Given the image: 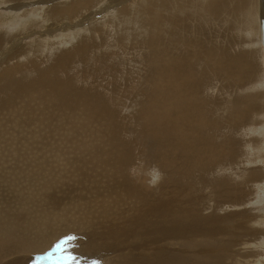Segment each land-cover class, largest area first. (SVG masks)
<instances>
[{
  "label": "rangeland",
  "instance_id": "1",
  "mask_svg": "<svg viewBox=\"0 0 264 264\" xmlns=\"http://www.w3.org/2000/svg\"><path fill=\"white\" fill-rule=\"evenodd\" d=\"M156 1L0 0V219L19 225L24 223L27 217L38 212L43 215L46 212L58 214L61 218L63 214L70 217L64 222L65 225L50 227V230L61 234L63 231L61 232L60 228L72 221L71 215L76 211L80 212L82 222L89 223L83 231H69L75 241L72 251L68 248V242L73 241L64 240L68 239L65 236L59 240L51 239L49 242L52 244L49 243V247L41 251L29 252L31 250L26 249L27 245L30 246L27 238L19 234L12 237H9L8 233L0 235V241L4 236L13 241L7 242L8 248L0 246V249H11L10 253L0 250V264H14L13 262L25 258L33 259V264H79L89 255V251L90 255L94 254L92 251L100 252L102 244L113 243L114 238L111 237L117 234L116 231L119 232L122 224L137 221L134 216L140 213L139 206L131 207V202L136 201L119 198L125 189L130 192V198L137 192L149 195L148 199L150 197L156 200L159 194L175 192L177 188L180 191L179 187L186 191L187 187L193 185L189 198L194 200L199 214L222 213L220 210L210 209L212 204L208 201L210 198L207 186L210 179L219 176V168L223 164L213 162L201 147L198 148L199 155L196 153L194 159L193 149L183 143L185 140L176 136L175 132L170 134L174 123L171 126L163 123L161 109L159 126L166 132V136L160 140L152 137L149 129H144L143 110L145 105L147 106L144 103L152 100L155 87L153 77L156 74L154 59L156 55L161 54L160 43L156 40L159 37V27L154 23V13L147 11L149 5L155 7ZM256 2L258 10H261L262 0ZM194 8L196 7L188 10L184 17H193L196 10ZM255 16L254 21L259 22L261 15ZM188 20V27L185 26L186 34L195 36V23L192 19ZM211 22L214 25H209ZM209 24L201 27L202 34L199 39L203 45H207L208 41L213 45L217 41L215 45L222 44L224 50L227 48V51L232 53L244 52L245 56L251 58L253 68L256 74L258 73L257 79L255 74L252 87L257 89L256 93L262 95L258 103L260 105L256 107L258 111L250 113L244 120L235 119L234 116V123L228 119L229 102L245 94L246 88L240 85L241 78H238V82L237 78L235 81L232 79V83L226 80L225 76L222 80L208 74L203 88L189 83L180 88V96L184 103L187 101L192 105H196L198 99H205L207 105L200 106L201 111L199 110L202 114V125H207L208 121L217 117L221 119L218 131L211 133L213 140L220 145L224 140L238 144V158L233 164L224 161V172L232 170L242 173L244 167L261 169L264 172V45L261 47V30L258 35H253L252 31L245 32L238 25L224 22L215 27L217 23L211 19ZM166 31H169L167 33L170 36L163 34V41L161 40V44L164 43L162 52L166 57L173 58L183 49L184 53H190L192 47L189 46L188 49L186 46L189 37L181 35L178 38L179 43L173 44L171 40L176 34L175 25L168 24ZM216 39L222 43L217 44L219 41ZM180 43H184L183 47H180ZM188 59L182 68V74L185 75H175L179 81L187 75L191 80L194 78V64L191 57ZM195 64H199L198 70L204 67L201 61ZM178 86L176 83L170 86L166 99L173 98ZM154 102L159 104L157 100ZM95 111L99 114L95 115ZM183 111V116H187L186 108ZM164 116L167 119L166 113ZM236 123L239 124L234 125ZM184 130L181 133H184ZM207 133V128H204V133H196L197 140L205 144ZM161 141L164 142L163 146ZM170 144H175L178 149L173 145V148L169 147ZM164 146L167 148L164 149ZM155 148L160 150L161 155L160 152L156 153ZM169 154H173V162ZM256 157L260 158V161L253 165L251 160H256ZM192 158L197 160L193 161ZM201 159L203 162H200ZM161 160H164L165 164ZM114 161L116 165L112 166ZM205 162L207 168L204 171L197 170L194 176L193 167L196 171L197 167ZM157 171L161 174L172 172L173 179L162 184L153 179V173ZM34 177L37 178L33 180ZM123 182L129 185L123 187ZM250 186L252 188L254 184ZM262 191L256 196L261 197L260 200L254 199L256 204H259V201L263 203L258 207L264 206ZM30 193L36 196L34 213H30L31 215V211H26L20 205ZM106 193H109L110 201L115 207L108 209L111 217L104 223L103 219L94 213L102 211L100 205L104 206L103 196ZM171 196L176 197L178 201L185 197L181 192L179 197L175 193ZM188 206L189 204H180L175 207L186 209ZM85 209H88L87 213L83 211ZM154 218L148 217L152 222L160 221ZM200 226L203 227L199 224L198 230L202 232L203 228ZM101 233H105L103 238L109 242H98L99 249L97 246H92L94 249L87 246L91 247L89 250L84 246L86 236L89 235L97 241ZM14 239H24L25 242L20 240L24 247L14 246V243H17ZM122 240L125 244L118 248L121 250L115 254L111 252L113 255L110 257L118 259L116 256L122 253L133 258L135 253L134 257L142 251L130 241H139L136 235H129L125 239L129 242L123 238ZM236 244L238 246L235 247L239 248L240 243ZM153 246L169 254L181 255L180 253L186 252L180 243L169 238L157 245L145 239V253L153 251ZM17 249H20V252ZM202 249L196 251L203 252ZM94 257L100 259L87 257L85 263L108 262L103 257Z\"/></svg>",
  "mask_w": 264,
  "mask_h": 264
},
{
  "label": "bare ground",
  "instance_id": "2",
  "mask_svg": "<svg viewBox=\"0 0 264 264\" xmlns=\"http://www.w3.org/2000/svg\"><path fill=\"white\" fill-rule=\"evenodd\" d=\"M154 5L155 7H153V5H149L147 7V11L154 13L155 15L154 23L157 24V26L159 27L158 28L159 34H157L159 35V37L156 38V40L158 39L160 43L161 50L159 52L161 54L156 55V57L154 55L155 57L154 63L156 64L155 67L156 74L153 77V83L155 87H154V92L152 93L151 102L149 101V103L148 102L144 103V105L147 104V106L145 105V109L143 110L144 120L142 121L145 122L144 129L145 128L149 129V131L152 133L151 136L154 138L160 139L166 136V132L161 130L159 126L158 117H159V110L161 109L163 114V123L170 126L174 123V129L172 132H170V134L175 132L176 136L180 137V139L183 138L185 140V142L183 143H185V145L193 149V156L195 155L193 157L194 159L196 158V153L199 155L198 148L201 147L202 151L205 152L207 155H209V158L213 160V162L215 163L220 162V165L223 164L219 168L220 169L219 176H215L212 179H210L207 186L209 190V198H210V200L208 201L212 204V206H210V209L220 210L222 211V213L220 212L219 214V212L218 213L212 212L208 215L199 214L198 210L195 207L194 200L189 198V196H191L192 194L193 185L187 187L186 191L182 190L179 187L180 191H178L177 188L175 189V192L173 191L166 192L165 195L159 194V197L156 198V200H152L150 197L148 199L147 196L149 195L147 194L143 195L142 193H137V192H135L134 194L132 193L134 196L132 195V198H130L131 195L129 194L130 192L125 191L126 189L122 192V190L124 189L123 188L120 191L122 193H120L119 198L121 199L124 198L126 200H133V201L135 200L137 203L131 202L132 208H137L139 206V210L138 209L137 210L140 213L134 216L137 217V221H132L131 223L127 222L124 225L122 224L120 227L122 235L120 230L119 232L116 231L117 234L111 237L114 238L112 239L113 243H110L109 241H105V239L103 238L105 233H101L100 238L97 239V241L95 240V238L91 239L89 235L86 236L84 240L86 245L84 246H86V248L89 249L92 246L98 247L99 246L98 242H104V241L109 242L108 245L106 243L105 244L100 243L102 244L101 247L99 246L100 249H102L100 252L99 250L97 251L96 249H95L96 251H92L94 252V254L92 253L94 256L103 257V259H107L108 262L106 264H264V206L258 207L259 204L263 205V203L259 201V204H256L254 202L255 198L258 199L261 198L256 196H259V194H261L262 187L264 184V172L261 169H254V168L247 169L246 167H244V169L242 168L243 169L242 173H235L232 172V170L231 172H224V161L232 163L237 160L238 156H236V152L238 153L237 150L238 144L232 142L231 140H224L223 143L220 145L213 140L211 133L218 131L217 127L219 125V121L221 120L218 117L213 119L212 121H208L207 125H202L201 123L202 114L199 113V110H200V106L207 105L205 99L202 100L198 99L196 100V105H192L190 103H187V101L186 103H184L181 98L182 96H180L181 93L180 88L187 86L189 83H191L193 86L197 88H203L206 85V79L208 74L209 76H214L222 80H224V76H225V79L230 82H232V79L235 81L236 78H237L236 82H238V80H240L238 78H241L242 81L240 85L242 86L244 85V87L246 88V90L244 91L245 94L242 96H237V98H235L232 102H229L228 104L229 106L227 107H229L230 116L228 117V119L230 120V122L234 123L235 121L233 118L234 116H236L235 119L244 120L250 113L254 111H258L256 110V107L260 105L258 103H260L259 100L261 99L262 95H260V93H256L258 92L257 89L255 87H252V85L255 82L256 71L253 68V63L251 58L245 56L243 54L244 52L232 53L230 51H227V48L224 50V46L221 44L222 42L220 43V40L218 39H216L219 41L217 44L220 43L221 45H215V43L217 42L216 41L213 44L215 46H213L212 44L209 43V41L207 45H203V43H201L199 38L200 35L202 34L201 27L203 25H208L209 20L211 19L212 21L217 23L215 27H219L220 25L224 24V22H226L233 26L238 25L241 29L245 30V32L250 30L252 31L253 35H256V33L258 35L261 30L260 33V36L262 38L261 43H263L261 44L262 45L261 47H263L264 32H262L261 21L264 19V10H263L264 2L262 0L263 6L261 7V10H258V3L256 2V0H200V2H198V0H157L156 4ZM193 7H196L194 8L196 10L193 14V17L189 16L185 18L184 15L186 14V12L192 9ZM173 10L175 11L173 12ZM255 14L261 15L259 22L254 21L253 16H255ZM188 19H192L195 23V25L193 26V33H196L195 36H190L186 34L187 32L185 26L188 27V24L186 23L189 21ZM168 24L175 25V30H176V34L173 35L172 38L173 40H171V43L173 44L179 43L178 38L181 35H182L181 37L183 36H186V38L189 37V42L186 46L188 47V49L189 46L192 47L190 48V53H184L185 49H183L180 51L181 53L179 55H176L173 58L171 57L168 58L166 57V55H164V52H162L164 51L163 49L164 45L162 46V44L164 43L161 44V40L163 34L169 32L166 31V29H168ZM209 25H214V24H212L211 22ZM170 28L172 29V27ZM215 31L216 29H214V32ZM168 34L169 33H167V35ZM158 41H156V43ZM183 44L184 43H182L181 45L180 43L179 44L180 47H183ZM189 57L192 58V62L194 64L193 68H195L193 74L194 78L191 80L190 76H188L186 73L187 76L181 81H179L178 78L175 77V75L176 73L182 74L183 71L182 68L185 67L186 61ZM198 61H201L204 65V67L201 70H198L197 68L199 64L197 66L195 64ZM191 69L192 68L190 67L189 70ZM257 75L258 73L256 74V79L258 77ZM36 81L40 83V81L38 80ZM173 83L178 84L179 88L175 89L176 91L174 93L173 98L166 99L170 91V86ZM207 94L209 93H206V95ZM154 100H157L159 104L155 103ZM86 107L89 108L88 106ZM184 108H186L187 116H183ZM208 108L206 109L207 114H208ZM95 112H96L94 113L95 115H97V113L99 114L98 111ZM165 113L167 119H165L164 116ZM238 124L239 123H236L234 125H238ZM204 128L209 129V133L205 135V144H202L200 141L197 140L196 133H200V132L204 133ZM212 128H216V129H212ZM182 130H184L185 132L181 133ZM160 143L163 146L164 142L161 141ZM172 145L173 144H170L169 147H172ZM174 147L176 148L177 146ZM166 148L167 146H164V149ZM155 149H156V153L160 152V150H158L157 148ZM168 156L171 162H173L174 161L173 154L172 155L169 154ZM119 160L117 162H119ZM257 161H260V158L256 157V160L254 161L251 160L253 165L257 164ZM161 162L165 164L164 160L163 161L161 160ZM200 162H203V159H201ZM114 165H116V161L112 163V166ZM206 168H207V163L205 162L204 164H200L199 167H197L196 171H194L195 167H193L192 171L194 173L192 172V174H194L195 176L197 170L204 171ZM10 177H12V175ZM36 178L34 177L32 179L35 180ZM153 179L158 182L161 183L163 182L166 184L167 182L173 179V173L172 172L169 173L166 171V173L161 174V172L157 171L153 173ZM34 183H36V181ZM250 184H254V186L251 188ZM127 185L129 184L124 183L123 187ZM180 192L185 195V197L182 198V201L181 200L178 201L176 197L174 198V196H171L173 193L177 194L178 196ZM18 193L19 195H21L20 191H18ZM262 193H264V191H262ZM109 196H110L109 193H106L105 196H103L104 198L103 205L105 206V208H103L104 206L100 205V207H102V211L98 210V212L94 213V214L97 213L103 219L102 222L104 223L107 222V220L111 217V212H109L108 209L111 207H115V204H113L110 201L111 197ZM251 196L252 197L255 196V197L252 198ZM261 196L263 198L264 195ZM34 197H36L34 193H30V196H28L26 199L24 198L25 200H23L20 204L21 207L24 208L26 211L28 212L31 211L29 212V214L34 213L33 211L35 206L34 204H36V200L34 199ZM180 204L181 206L182 204L184 205L189 204V206L186 209L175 207L176 205H180ZM176 210H181V211L177 212ZM83 211L87 213L88 209H85ZM39 213L40 212H38V214L37 213L34 214V216L36 215V217H34L33 215L27 217L25 222L19 223V225H14L13 222L2 221L0 219V235H5L8 233V236L12 237V235L14 234H19L20 236L27 238V240L29 241L28 244H30L31 247H35V248H31L29 245L27 246L25 245L26 249L31 250V251L28 250L29 252H34V251L37 252L46 248L50 243L49 241L51 239L59 240L63 236H65L68 239H64V240L73 241L74 237L71 235L72 233H69L70 230L83 231V229L89 226V223L82 222L80 212L76 211L74 212L75 214L73 213L71 215L72 221L70 223H67L66 226H64L66 228L65 229L64 227L62 229L60 228V231L61 230L63 231V232L61 231L62 232L61 234L50 229L53 228L52 226L62 227L63 225H65L64 222L66 221V219L70 217H67L62 214V218H61L59 217L58 214L46 212L43 215V213L41 214ZM148 217H153V218L156 217L160 219V221L158 220L156 222L155 221L152 222L153 220L151 221V219H148ZM156 218H154V220ZM121 222L123 223L124 221ZM199 224L203 226V227L200 226L201 229L203 228L202 232L198 230ZM111 231L114 232V230ZM80 233L82 234V232ZM67 235H70L71 237L69 238ZM129 235L130 236L136 235L140 239L139 241L130 240L132 243L133 242L135 243L136 247L141 248L142 251L139 252L140 254L134 257L136 255V253L134 252L135 255L134 256L132 255L133 258H131L129 256L123 255L120 252L121 254L119 255L118 253L116 254L118 255L116 256V258L118 259L110 257L111 255L121 250V249L119 250L118 248H120L122 244H125L122 238L125 240ZM8 236L7 237L2 236L3 238L2 241H0V246H6V247L9 246L7 244L12 240H10ZM168 238L180 243L182 249L184 248L186 252L184 254L180 253L181 255L169 254V253H164L161 250V248H156L157 246L156 247L153 246L155 248L153 251H151L150 253H145V239L149 240L152 244L157 245L160 244V242H162L164 239H168ZM14 240L17 241V243H14V246L17 245V247H19V245H22L20 244L21 242L20 240L25 242L24 239H14ZM125 241L129 242V240H125ZM237 242L240 243L239 248L235 247L238 246L236 244ZM73 244H75V241L68 242V248L70 251H72L73 249L72 248ZM22 246L24 247V245ZM87 246H91V247L88 248ZM99 247L97 249H99ZM200 248H203L202 249L203 252L196 251ZM0 250L4 253L6 252L10 253L11 249L9 248L5 250L4 247ZM17 250L20 252V249ZM84 250L86 249H83L82 251ZM132 251H134V249ZM132 251L131 254L133 253ZM87 252L88 250L86 251V253ZM111 252L113 254H111ZM93 255H90V251H89V255L84 258V261L79 260L80 261L79 264H86L85 262L87 260V257L88 259H95V260L100 259V258L96 259ZM133 259L135 260L134 263H133ZM32 261L34 260L31 258L30 259L25 258V259L17 260L13 263L33 264Z\"/></svg>",
  "mask_w": 264,
  "mask_h": 264
},
{
  "label": "water",
  "instance_id": "3",
  "mask_svg": "<svg viewBox=\"0 0 264 264\" xmlns=\"http://www.w3.org/2000/svg\"><path fill=\"white\" fill-rule=\"evenodd\" d=\"M264 2V0H263ZM261 28H262V32H264V19L261 21Z\"/></svg>",
  "mask_w": 264,
  "mask_h": 264
},
{
  "label": "snow or ice",
  "instance_id": "4",
  "mask_svg": "<svg viewBox=\"0 0 264 264\" xmlns=\"http://www.w3.org/2000/svg\"><path fill=\"white\" fill-rule=\"evenodd\" d=\"M69 259H72V257H69Z\"/></svg>",
  "mask_w": 264,
  "mask_h": 264
}]
</instances>
